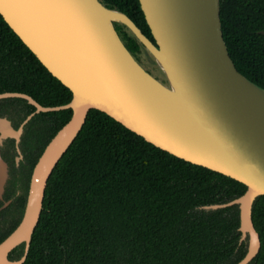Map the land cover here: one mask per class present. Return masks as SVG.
Instances as JSON below:
<instances>
[{"label":"water","instance_id":"obj_1","mask_svg":"<svg viewBox=\"0 0 264 264\" xmlns=\"http://www.w3.org/2000/svg\"><path fill=\"white\" fill-rule=\"evenodd\" d=\"M138 1L154 42L125 13L99 0H0L3 20L72 94L66 104L43 106L26 93H0V99L21 98L34 106L23 123L35 113L71 110L32 167L22 216L0 241V264L25 261L47 181L91 109L162 150L243 183L240 196L201 208L236 205L239 242L246 246L236 264H250L257 255L261 243L252 207L264 195V89L236 69L223 39L219 0ZM116 22L142 44L166 82L137 61ZM23 123L14 129L0 118V142L18 141ZM5 178L0 154V195ZM21 244V256L11 259Z\"/></svg>","mask_w":264,"mask_h":264},{"label":"trees","instance_id":"obj_2","mask_svg":"<svg viewBox=\"0 0 264 264\" xmlns=\"http://www.w3.org/2000/svg\"><path fill=\"white\" fill-rule=\"evenodd\" d=\"M99 1L125 13L154 42L138 0ZM219 4L223 39L236 69L264 89V0ZM114 24L143 65L138 56L145 51L142 44L125 25ZM162 80L166 82L164 76ZM2 92L26 93L43 106L63 105L72 97L0 15ZM15 106L23 112L20 120L35 110L24 99L6 98L0 99V114ZM70 116V109H62L37 113L30 120L25 139L28 180L43 148ZM245 189L243 183L162 150L91 109L47 181L22 264H236L246 252L245 242H239L237 206H201L225 203ZM25 193L14 204L10 227L0 230V241L18 224ZM252 221L261 245L250 264H264V195L253 203ZM22 252L23 244L9 257L19 258Z\"/></svg>","mask_w":264,"mask_h":264},{"label":"flooded vegetation","instance_id":"obj_3","mask_svg":"<svg viewBox=\"0 0 264 264\" xmlns=\"http://www.w3.org/2000/svg\"><path fill=\"white\" fill-rule=\"evenodd\" d=\"M117 33L119 34L118 31ZM143 53L145 54L144 51ZM4 112L5 113L0 114V118H6L14 129H18L27 117L20 120L19 117L23 116V112L20 107L16 106L8 107ZM32 117L27 122L23 123L18 141L13 137H6L0 142V154L6 163V178L4 179L3 189L0 195V207L5 203L6 206L0 209V230L2 227L6 229L10 227V224H12L11 215L13 212L17 211L14 204L19 203L24 191H26L25 194H27L29 180L27 178L28 163L25 139L27 138L28 126ZM5 210L7 211L3 213Z\"/></svg>","mask_w":264,"mask_h":264},{"label":"rangeland","instance_id":"obj_4","mask_svg":"<svg viewBox=\"0 0 264 264\" xmlns=\"http://www.w3.org/2000/svg\"><path fill=\"white\" fill-rule=\"evenodd\" d=\"M139 59L141 60V62L143 63V66L149 71L151 72L152 74H154L156 77H158L159 79L162 80L163 76L160 74V72L157 70L154 69V65H151L147 58H146V55L144 53L142 54H139Z\"/></svg>","mask_w":264,"mask_h":264}]
</instances>
